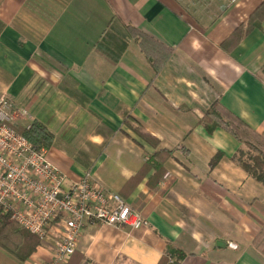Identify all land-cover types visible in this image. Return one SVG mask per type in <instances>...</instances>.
Wrapping results in <instances>:
<instances>
[{
	"label": "crops",
	"instance_id": "crops-1",
	"mask_svg": "<svg viewBox=\"0 0 264 264\" xmlns=\"http://www.w3.org/2000/svg\"><path fill=\"white\" fill-rule=\"evenodd\" d=\"M114 19L146 36L128 37L117 63L97 46ZM263 69L264 0H0V96L14 122L53 133L49 158L68 183L89 171L149 221L87 224L55 264H159L167 241L181 264H264V184L231 159L242 143L201 120L217 102L264 133ZM159 149L172 152L164 174L149 160ZM32 248L22 260L0 244V264L52 260L53 241Z\"/></svg>",
	"mask_w": 264,
	"mask_h": 264
},
{
	"label": "built area",
	"instance_id": "built-area-1",
	"mask_svg": "<svg viewBox=\"0 0 264 264\" xmlns=\"http://www.w3.org/2000/svg\"><path fill=\"white\" fill-rule=\"evenodd\" d=\"M15 119L7 97L1 95L0 208L41 243L54 242L52 260L43 264L68 261L87 224L126 226L131 230L149 226L146 218L106 189L91 172L68 183L63 171L51 162L46 147H36L12 128Z\"/></svg>",
	"mask_w": 264,
	"mask_h": 264
},
{
	"label": "trees",
	"instance_id": "trees-1",
	"mask_svg": "<svg viewBox=\"0 0 264 264\" xmlns=\"http://www.w3.org/2000/svg\"><path fill=\"white\" fill-rule=\"evenodd\" d=\"M134 34L138 37H134ZM128 37L137 38L140 46H143L144 38H146L141 31L133 26H124L119 21L115 20L113 22L112 20V23H110L109 28L97 43V46L112 62L117 63L128 47ZM201 120L208 133H212L218 127L223 128L241 142L243 147L246 146L248 148L249 151L246 152L242 147L231 159L239 164L250 176L264 184V133L254 131L243 119L230 110L223 108L217 102L205 111ZM123 122L155 148L160 146V141L146 133L144 128L132 115L126 114ZM10 125L18 133L28 138L36 147L49 148L53 142V133L39 121L34 120L29 127L18 125L17 122H13ZM170 156H172L171 151L159 149L149 160L152 161V166L156 167L159 173L164 174V166L159 164V157L163 158L164 164L165 157ZM223 157H225V154L219 151L212 158L210 168H214ZM245 157L247 158L245 159ZM256 220L260 224L261 230L256 236L254 243L256 248L264 254V219L256 218ZM0 244L17 254L22 260H25L22 252L33 247L30 250L32 251L36 245L41 244V239L19 226L11 219L8 213H5L0 208ZM185 257L186 253L179 246L167 241L164 255L159 264H181Z\"/></svg>",
	"mask_w": 264,
	"mask_h": 264
},
{
	"label": "rangeland",
	"instance_id": "rangeland-1",
	"mask_svg": "<svg viewBox=\"0 0 264 264\" xmlns=\"http://www.w3.org/2000/svg\"><path fill=\"white\" fill-rule=\"evenodd\" d=\"M18 125H21V126H23L20 122H18ZM48 149V148H47ZM243 149L246 151V152H248L249 150H248V148L246 147V146H244L243 147ZM247 157H245V159H246ZM261 230V229H260ZM260 232V231H259ZM261 252V251H260ZM262 253V252H261Z\"/></svg>",
	"mask_w": 264,
	"mask_h": 264
}]
</instances>
